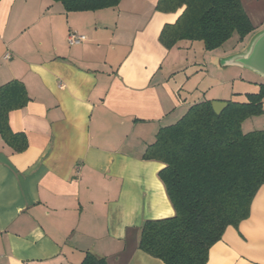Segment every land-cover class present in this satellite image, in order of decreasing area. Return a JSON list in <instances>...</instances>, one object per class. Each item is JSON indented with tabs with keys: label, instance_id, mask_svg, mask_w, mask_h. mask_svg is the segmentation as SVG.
<instances>
[{
	"label": "crops",
	"instance_id": "crops-1",
	"mask_svg": "<svg viewBox=\"0 0 264 264\" xmlns=\"http://www.w3.org/2000/svg\"><path fill=\"white\" fill-rule=\"evenodd\" d=\"M157 1L66 11L54 0H0V85L19 80L29 97L8 113L25 149L0 136V264H78L86 252L106 264H163L138 248L144 221L174 215L158 177L164 164L144 151L190 105L244 99L194 95L190 76L202 65L191 56L195 41L166 48L159 40L183 7L162 12ZM240 1L253 31L212 51L200 41L213 69L210 61L219 71L242 68L220 59L264 28V0ZM72 31L86 39L68 45ZM253 117L252 130L264 129V116ZM205 264H264V185Z\"/></svg>",
	"mask_w": 264,
	"mask_h": 264
},
{
	"label": "trees",
	"instance_id": "trees-1",
	"mask_svg": "<svg viewBox=\"0 0 264 264\" xmlns=\"http://www.w3.org/2000/svg\"><path fill=\"white\" fill-rule=\"evenodd\" d=\"M66 11L116 6L120 0H54ZM183 7L174 23L164 24L159 40L171 48L181 40L201 41L205 51L229 40L239 43L253 31L240 0H158L156 10ZM264 84L244 101L225 100L214 112L211 101L190 105L174 123L160 127L143 159L164 164L158 177L174 215L146 220L138 248L163 264H205L210 247L228 226L247 218L251 201L264 185V129L243 132L241 123L263 113ZM29 100L19 80L0 85V136L14 151L26 147L23 134L8 125V113ZM78 264H106L86 252Z\"/></svg>",
	"mask_w": 264,
	"mask_h": 264
},
{
	"label": "rangeland",
	"instance_id": "rangeland-1",
	"mask_svg": "<svg viewBox=\"0 0 264 264\" xmlns=\"http://www.w3.org/2000/svg\"><path fill=\"white\" fill-rule=\"evenodd\" d=\"M198 47L199 48L201 47V42L195 41L194 49L196 50V52L191 53V56L195 58H199V63L202 64L201 70L197 69L198 70L197 71L195 69L196 72L194 70L193 74L190 76L191 78L190 85H193L194 87L198 86V90L195 89V91H193L195 96L198 95L199 92L204 91L207 98L217 97L219 95V97H226V98L240 97V99L245 100L246 99L245 93L257 91V87H256L257 85L252 83L253 80H258V82L264 84V78H261L260 76L246 69H242L238 67H226V69H221V71H219L217 62L210 61L214 65V68H217V69H213L210 63L208 65V61L206 57L200 58V54L198 53L199 49H197ZM203 64H205L206 66L205 65L203 66ZM212 75H214V77ZM233 92L237 94H233ZM263 109H264V96H263ZM261 114L264 116V111ZM256 120H257L256 117L253 116L246 118L241 123V129L243 128L245 132L252 130L253 128L251 127V124L252 122L254 123L258 122Z\"/></svg>",
	"mask_w": 264,
	"mask_h": 264
},
{
	"label": "water",
	"instance_id": "water-1",
	"mask_svg": "<svg viewBox=\"0 0 264 264\" xmlns=\"http://www.w3.org/2000/svg\"><path fill=\"white\" fill-rule=\"evenodd\" d=\"M220 64L239 66L264 78V28L250 38L242 51L221 58ZM226 105L227 103L222 100L211 101V106L216 113H220Z\"/></svg>",
	"mask_w": 264,
	"mask_h": 264
},
{
	"label": "built area",
	"instance_id": "built-area-1",
	"mask_svg": "<svg viewBox=\"0 0 264 264\" xmlns=\"http://www.w3.org/2000/svg\"><path fill=\"white\" fill-rule=\"evenodd\" d=\"M86 39L84 34L75 31L69 32L67 35V44L70 46L78 45Z\"/></svg>",
	"mask_w": 264,
	"mask_h": 264
}]
</instances>
